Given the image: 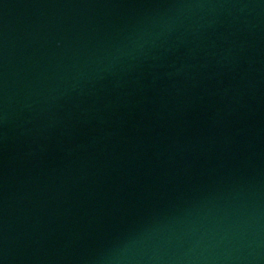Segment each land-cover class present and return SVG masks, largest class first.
Wrapping results in <instances>:
<instances>
[{
	"label": "water",
	"instance_id": "water-1",
	"mask_svg": "<svg viewBox=\"0 0 264 264\" xmlns=\"http://www.w3.org/2000/svg\"><path fill=\"white\" fill-rule=\"evenodd\" d=\"M0 264H264V0H0Z\"/></svg>",
	"mask_w": 264,
	"mask_h": 264
}]
</instances>
